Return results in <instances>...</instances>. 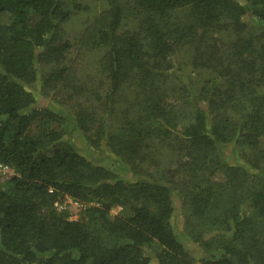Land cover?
<instances>
[{
	"label": "trees",
	"instance_id": "16d2710c",
	"mask_svg": "<svg viewBox=\"0 0 264 264\" xmlns=\"http://www.w3.org/2000/svg\"><path fill=\"white\" fill-rule=\"evenodd\" d=\"M101 1L96 91L60 33L83 0H0V264H194L178 218L199 264H264V0ZM63 103L134 180L67 141Z\"/></svg>",
	"mask_w": 264,
	"mask_h": 264
},
{
	"label": "rangeland",
	"instance_id": "374dc122",
	"mask_svg": "<svg viewBox=\"0 0 264 264\" xmlns=\"http://www.w3.org/2000/svg\"><path fill=\"white\" fill-rule=\"evenodd\" d=\"M83 3L87 5L88 10L81 11L79 13L74 14L68 21L62 24L61 35L63 38L69 39L73 43V49L71 53L68 55V63L73 64V70H75L77 78H85L89 80L92 77V83L95 84V88L98 90H103V87H100V83L103 80L102 73L100 70V59L102 56V50L99 48L87 49L83 45L81 46L80 35L84 31V29L93 21L96 15L100 14L103 10L104 3L101 0H83ZM246 22L250 25H253L254 22L249 18ZM135 22H128L125 28L134 26ZM188 48L184 47L179 51L178 57L182 59V57L186 58L188 55ZM46 102L43 105L48 103H52L53 101V92L51 91L48 97L45 98ZM57 102V101H55ZM58 104L60 102H57ZM61 106L62 113L67 116L68 122L65 126V132L67 141L72 143L76 148H78L81 152L89 156L94 161L99 163H105L111 167L116 174L119 175L120 178L132 181L134 180V175L131 173L129 167L123 163L121 160H117L115 158H108L104 154L105 150L95 149L89 144L88 140L83 135V132L76 126L74 118L70 114L67 105ZM51 107H55L54 105ZM63 107V108H62ZM223 151L225 152V158L230 162H237L238 152L232 145H225L223 147ZM108 156V155H107ZM107 158V159H106ZM106 159V160H105ZM3 181H6V177L8 176V172L2 174ZM62 204L66 205V209H59L55 205L53 206L57 212H65L71 219H77L81 216L83 210L86 208L87 204H83L81 202H76L69 196L60 198ZM122 209L121 206L115 205L112 207L110 215L116 216L120 213ZM48 211V210H46ZM178 233L182 240L185 242L190 255L194 259V264H199V261L202 256H204V248L199 244L190 239L187 234L184 232L183 221L181 218H178ZM147 253V252H146ZM147 255L151 257V264H159L155 256L148 252Z\"/></svg>",
	"mask_w": 264,
	"mask_h": 264
},
{
	"label": "built area",
	"instance_id": "2783aa9c",
	"mask_svg": "<svg viewBox=\"0 0 264 264\" xmlns=\"http://www.w3.org/2000/svg\"><path fill=\"white\" fill-rule=\"evenodd\" d=\"M8 170L0 164V175L5 174ZM52 191V190H51ZM77 202V201H76ZM54 205L59 209H66V205L62 204L60 198L54 202Z\"/></svg>",
	"mask_w": 264,
	"mask_h": 264
}]
</instances>
